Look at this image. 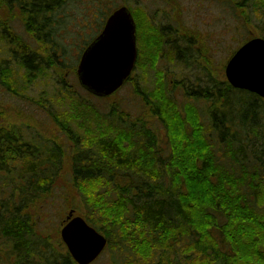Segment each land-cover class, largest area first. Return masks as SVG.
Listing matches in <instances>:
<instances>
[{
	"label": "trees",
	"instance_id": "16d2710c",
	"mask_svg": "<svg viewBox=\"0 0 264 264\" xmlns=\"http://www.w3.org/2000/svg\"><path fill=\"white\" fill-rule=\"evenodd\" d=\"M0 1L8 12L15 10L26 32L40 41L33 48L10 30L9 19L0 21L10 57L0 61V85L25 97L32 76L44 75L46 64L66 66L72 52L67 38L74 36L71 19L85 0ZM108 1L101 0L103 6L94 13L103 24ZM199 1L207 12L227 7L244 26L255 25L264 38V0ZM166 34L173 36L171 30ZM96 35L82 41L81 55ZM158 40V55L173 54L190 65L194 42L184 48L186 42H177V37L163 47ZM156 65L153 89L142 88L132 76L127 82L133 81L135 91L145 96L150 113L163 121L168 134L175 123L191 124L187 112L198 119L200 101L209 103V123L201 121L203 135H196L191 125L181 143L171 138L161 144L143 119L134 120L114 106L100 117L103 123L78 121L77 126L85 127L81 131L71 124L73 119L97 111L81 95L59 89L65 97L73 96L69 111L57 109L46 95L30 98L75 143L66 183L61 145L37 139L22 127L0 125V264H76L63 242L57 247L41 230L47 213L56 207L55 195L65 188L75 190V207L84 208L85 219L105 232L107 249L133 251L141 264H264V99L212 78L178 102L168 77ZM174 82V90H188L183 81ZM231 99L238 100L229 110ZM240 106H246L245 112Z\"/></svg>",
	"mask_w": 264,
	"mask_h": 264
},
{
	"label": "rangeland",
	"instance_id": "374dc122",
	"mask_svg": "<svg viewBox=\"0 0 264 264\" xmlns=\"http://www.w3.org/2000/svg\"><path fill=\"white\" fill-rule=\"evenodd\" d=\"M199 4H202L199 0L108 1V13H105V17L121 5L129 6L133 10L134 17H136L139 55L137 60L138 64L134 69L132 78L133 80L136 79L142 88L153 89L156 85L157 72L155 71L157 70L153 67L157 63L156 68H161L165 72L166 77L169 79L170 87L173 89V96L178 102L188 99L189 96L186 95L194 87L202 88V86L209 85V79L212 80L213 78L222 84L224 82L230 84L226 78L225 68L228 60L244 42L258 36L262 37V34H260V31L255 25L252 27L250 23L247 27L244 26L238 21L232 11L222 4L218 8L214 6L209 12H207V8L204 6L205 4ZM102 6L103 2L101 0H85L81 11L77 6L75 7L76 10L74 13H76V16L72 17L70 23L71 29H69V31L73 32L70 34L74 36L67 38L68 42L71 43L70 49L72 52L66 59V66L61 67L59 64H55L56 66L49 63L46 64L47 69L44 75L32 76L33 81L28 84L25 97L12 92L3 84L0 85V125L22 127L27 129L37 139L55 141V143L61 145L64 153L66 152L64 161L65 170L62 173L66 183L71 176L70 159L73 154L71 153L72 147L75 143L59 128L57 121L44 110L45 108L30 98L38 99V97L46 95V98L49 97L53 100L52 102L57 109L61 108L69 111L71 105L75 104V101H73V96L71 95H69L70 97H65L62 91L70 89L69 94L77 93L81 95L86 99L84 100L87 101L85 102L87 103L86 105L92 103L97 109V111L90 110L89 116L80 117V115H77L71 122L76 129L84 130L85 127L80 128L79 125L77 126L78 121L81 120L85 123H93L96 120L97 122L103 123L104 119L100 117L107 115L112 109V106H114L116 109L123 110L125 113L134 117V120L138 118L143 119V121L154 129L159 140L161 139V144H168V140L171 141V138H178L179 143H181L190 134L189 127L191 125H194V131L195 129L197 130L196 135H203L202 128L204 126L201 125V121L209 123L210 120V115L208 114L209 103L202 100L199 102V106L196 107L199 111V115L197 114L198 119L191 112H187L191 124L188 125L187 121L175 123L172 125L174 131L172 130L168 134L169 130L164 127L163 121L150 113V105H146L144 101L145 96L135 91L133 81L126 82L120 90L108 97L101 98L88 94L86 89L79 83L77 75L81 57L79 52L83 48L82 41H89L90 37L99 33L103 21L102 19H95L94 13L95 9L97 10ZM199 7L202 8L199 9ZM7 10L3 9V3L0 1V21L9 19L11 25L10 30L14 34L20 37L23 36L33 48L38 47L40 41H36L33 34L26 32L24 22H22V18L18 16L17 12L15 10L8 12ZM170 30L173 32V36L166 34V31ZM156 35L160 39L163 47H166L167 42L174 44V40L176 41L177 37V42H186L187 45L183 46L184 48L189 47L188 44L190 42H194L193 47L190 48V65L188 66L182 63L180 59L177 61L173 54H171L170 58H166L164 56L165 54L158 55L160 49L158 47L159 40L156 38ZM174 47L171 46L173 52H175ZM5 48L4 36L0 30V61L3 58L10 59L5 53ZM20 79L23 81V78L20 77ZM175 80L177 82L183 81L188 86V90L179 88L174 90ZM62 81L64 83H61ZM60 88H62L61 93L59 92ZM57 93L58 95H56ZM237 94L239 96L243 95L241 93ZM237 100H230L229 110L233 108V104ZM238 109L244 110L245 112L246 106H240ZM94 131L96 135L100 133L97 130ZM236 131L240 134V129ZM259 131V135H262L261 127ZM250 134L253 133L250 132ZM243 138L245 139L246 137ZM248 147L250 149L252 146L249 145ZM55 197L57 198L56 207L52 208L51 213L46 212L48 217L45 219L46 223H42L41 230L44 229L43 235H46L50 239V243H55L57 247H60L59 241L63 242L61 229L65 217L75 208L76 214L86 218V210L82 207L80 209L75 207L79 201H77L76 192L72 188L63 189ZM103 233L105 234V232ZM63 244L64 248L67 249L66 243L63 242ZM137 260L133 251L124 249V251L120 250L119 252L113 249H107L93 264H141Z\"/></svg>",
	"mask_w": 264,
	"mask_h": 264
},
{
	"label": "water",
	"instance_id": "95a60500",
	"mask_svg": "<svg viewBox=\"0 0 264 264\" xmlns=\"http://www.w3.org/2000/svg\"><path fill=\"white\" fill-rule=\"evenodd\" d=\"M136 23L128 6L114 11L84 50L77 75L89 92L111 95L131 75L138 50ZM226 77L235 88L249 90L264 99V38L245 42L226 65ZM61 229L63 242L77 264H91L106 248L107 237L71 210Z\"/></svg>",
	"mask_w": 264,
	"mask_h": 264
}]
</instances>
